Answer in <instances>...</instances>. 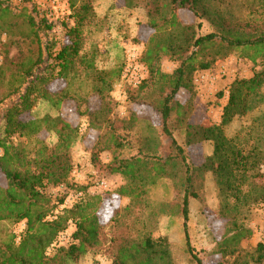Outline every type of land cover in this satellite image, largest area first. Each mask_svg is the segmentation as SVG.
<instances>
[{
  "label": "trees",
  "instance_id": "1",
  "mask_svg": "<svg viewBox=\"0 0 264 264\" xmlns=\"http://www.w3.org/2000/svg\"><path fill=\"white\" fill-rule=\"evenodd\" d=\"M127 8L141 4L147 7L151 36L140 57L145 65L148 78L138 89L152 90L157 98L152 105L161 120V134L169 141L168 148L174 152L159 158L155 155L158 145L149 146L151 140L137 149L130 158H120L117 154L126 146L123 138L116 135L113 123L108 118L113 108L110 94L113 85L120 80L122 63L112 69H98L95 65L96 50L84 51L86 26L94 17L92 0H69L73 24L65 28V41L55 56L53 64L47 65L49 76L40 75L27 84L17 103L8 107L2 118L3 135L0 138V222L16 225L25 222L20 233L10 232L0 243V264H76L101 242L102 226L97 212L100 196L86 195L70 208H64L53 216L55 205L44 193L47 186L67 184L72 170L69 156L71 144L77 139L78 131L61 118L45 116L41 119L31 116V109L38 99L59 110L67 100H75L80 105L87 101L89 94L96 95L100 102L93 112H85L89 127L99 130L108 126L106 144L96 150L91 158L93 165L100 164L98 154L109 152L111 161L105 171L126 180L117 193L130 199V203L141 204L147 194V187L162 179L178 178L182 194L179 213L186 230L189 219V200L197 195L192 190V172H209L219 188L221 217L227 220V228L222 241L217 244L215 253L222 258L232 257L231 264H241L244 253L242 242L251 236L244 219L238 217V210L264 204V112L251 121L248 127L233 135L225 129L236 117H243L264 104V22L262 28L248 30L250 23L243 26L242 19L233 15L228 2L227 11L218 9L220 0H126ZM216 2V4H215ZM130 3H134L132 6ZM264 8V0H259ZM223 5V2H222ZM253 10V7H249ZM189 11L199 20L217 25L215 33L198 35L193 24L185 25L177 17L178 11ZM229 18H227V16ZM29 24H32L29 21ZM197 25L196 28H198ZM37 33V28L33 34ZM252 65L255 71L250 78L236 79L229 93L227 105L223 109L222 120L218 125L196 130L185 122L187 105L174 101L179 90L191 92L193 75L211 69L216 60L226 59L231 54ZM177 63L171 74L161 72L158 62L161 57ZM42 63L40 56L34 66ZM258 69V70H257ZM54 71L55 74L53 73ZM85 74L91 88L86 95L72 88L73 82ZM89 74V75H88ZM56 80L66 83L65 88L51 92L50 84ZM89 85V87H90ZM21 89V88H20ZM16 88L12 93H18ZM152 103V102H151ZM136 120L131 117L123 129L130 130ZM185 125L186 144L210 142L213 149L204 163L193 170L186 161L184 150L173 137L170 123ZM54 134L56 142L47 145L38 139L42 131ZM34 139L31 152L21 144L14 145L12 138ZM37 139V140H36ZM60 203V202H59ZM130 207L124 208L128 212ZM178 208V207H177ZM114 220V219H113ZM75 230L67 246L56 247L50 254L47 249L65 231L68 223ZM186 236V235H185ZM187 251L196 264L200 260L194 256L186 238ZM241 246V251H240ZM257 253L252 258L254 264L264 263V245L259 243ZM170 243L166 238H152L150 233L142 235L139 241L119 247L112 257L111 264H175ZM242 264H249L244 261Z\"/></svg>",
  "mask_w": 264,
  "mask_h": 264
},
{
  "label": "rangeland",
  "instance_id": "2",
  "mask_svg": "<svg viewBox=\"0 0 264 264\" xmlns=\"http://www.w3.org/2000/svg\"><path fill=\"white\" fill-rule=\"evenodd\" d=\"M220 1L218 9L226 12V2L232 4L230 10L234 12L235 17L242 19L241 24L245 26V23H250L248 30L262 28L264 8L260 7L259 0ZM130 4L132 6L134 3ZM92 6L94 17L84 30V51L90 53L93 49L96 50L95 65L98 69L109 70L122 63L120 80L113 85L110 94L114 105L108 116L116 135L121 136L126 143L117 154L123 159L132 157L152 136L156 141H151L149 146L158 145L155 152L157 157L162 158L169 152L174 154L168 148V139L161 134L159 114L150 105L156 103L153 101L157 95L153 96L154 93L148 90L149 88L143 91L138 89L141 82L148 78L147 68L140 63V57L151 36V31L146 26L147 7L141 4L136 8H127L126 0H92ZM249 7H253V10ZM72 15L69 0H0V138L4 127L2 116L8 107L18 102L29 82L40 75L49 76L47 65L53 64V56L63 45L65 28L73 24ZM177 17L185 25L193 24L198 35L215 33L217 25L199 20L189 11H178ZM29 21L32 24H29ZM35 28L37 33L33 34ZM129 53L136 55L135 65L141 69L138 72L139 83L135 85L130 83V77L124 79L122 76ZM38 56L42 63L36 67L33 62ZM177 66V63L164 56L158 62L159 69L165 74H171ZM254 72L252 65L239 58L236 53L226 59L216 60L214 66L207 71L196 72L193 75L191 92L181 89L174 98L178 104L188 106L185 122L196 130L218 125L222 120L223 109L227 105L233 82L236 79L250 78ZM201 74L206 75L204 81L198 79ZM86 79L87 76L83 74L72 86L79 89L83 96L91 88L90 81ZM65 86V82L56 80L50 84L49 89L51 92H58ZM16 88H19V92L12 93ZM260 93L264 94V85ZM86 98L87 101L80 105L75 100L67 99L59 110L38 99L31 109V116L34 118L58 116L78 131L77 139L68 151L72 170L67 184L47 186L44 189L51 204L56 206L53 216L60 212L58 209L70 195L82 192L81 188H86V195L101 198L97 212L102 226L100 245L76 264H111L113 254L119 247L139 241L142 235L147 233L154 239H167L175 264H196L187 251L186 238L192 253L201 264H231L232 257L222 258L220 254L215 253L217 244L225 234L227 220L221 217L219 188L211 173L192 172V190L197 197L189 200L186 230L179 213L182 194L178 178L159 180L155 185L147 187V194L141 204L130 203L129 198L117 193L121 186L126 185V180L118 175H109L105 171L112 155L109 152H101L97 155L100 164L91 163L93 153L106 144L109 128L103 126L102 129L96 130L89 127L85 112L96 110L100 100L93 94H88ZM263 112L264 104L243 117H236L226 127L225 132L227 135L235 134L242 127H248L251 121ZM131 117L136 120L132 129H123L122 123L126 124ZM185 125L172 122L169 128L178 145L183 148L187 164L195 170L211 155L213 146L210 142L187 145ZM37 138L45 141L48 146L56 142L55 135L44 130ZM11 141L14 145H23L29 152L35 145L34 139L14 137ZM261 169L264 172V167ZM2 178L0 173L1 185ZM100 181L105 182V191L94 188V184ZM127 206L130 210L124 212ZM238 211L237 218L241 220L242 217L245 226L251 230L250 238L242 242V250L245 253L240 263L247 261L254 264L252 258L257 255V244L264 245V204L249 209H241L240 205ZM24 228V221L16 225L0 222V243L6 239V234H18ZM74 230L75 227L70 222L61 234L65 233L71 240ZM53 249L49 247L46 254H50Z\"/></svg>",
  "mask_w": 264,
  "mask_h": 264
},
{
  "label": "built area",
  "instance_id": "3",
  "mask_svg": "<svg viewBox=\"0 0 264 264\" xmlns=\"http://www.w3.org/2000/svg\"><path fill=\"white\" fill-rule=\"evenodd\" d=\"M128 57H129V60H128L126 66L124 67L122 76L124 79L127 77H130V79H131L130 83L135 85V84L139 83L140 78L138 76V72H140L141 69H139V67L135 65L136 55L129 53ZM204 76H206V75L205 74L198 75V79L201 78L202 81H204V79H205ZM94 188L99 189L100 191H105L107 186H106L105 182L100 181V182H96L94 184ZM82 197H83V192H75L74 194L70 195L69 198H67L65 200V202L62 204V206L58 210L61 211L64 208L72 207L76 202L81 200ZM57 213L58 212H56V214ZM56 214H54V215H56ZM70 242H71L70 237H68L65 233L64 234L60 233L58 235L56 241L50 247L56 248V247L67 246Z\"/></svg>",
  "mask_w": 264,
  "mask_h": 264
}]
</instances>
